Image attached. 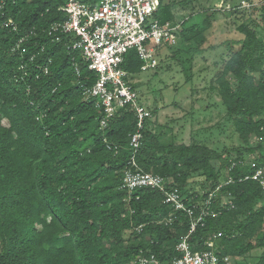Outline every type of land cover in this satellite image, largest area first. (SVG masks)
Listing matches in <instances>:
<instances>
[{"label": "trees", "instance_id": "16d2710c", "mask_svg": "<svg viewBox=\"0 0 264 264\" xmlns=\"http://www.w3.org/2000/svg\"><path fill=\"white\" fill-rule=\"evenodd\" d=\"M64 4L4 0L0 6V264H135L150 255L171 264L190 218L158 190L122 188L136 116L118 109L101 128L102 112L85 94L96 73L73 49L74 35L52 31L66 21ZM175 5L160 0L156 18L175 23ZM201 15L200 22L179 23L178 39L205 40L214 14ZM259 19L261 36L252 21L237 25L238 48L228 50L214 80L239 145L218 151L176 144L164 131L153 133L147 119L135 154L138 168L162 177L187 207L204 209L210 201V214L188 242L203 252L212 241L219 264H241L256 249L258 258L244 264H264V191L244 180L252 174L249 161L264 164V5ZM141 66L134 50L125 55L129 80Z\"/></svg>", "mask_w": 264, "mask_h": 264}, {"label": "built area", "instance_id": "2783aa9c", "mask_svg": "<svg viewBox=\"0 0 264 264\" xmlns=\"http://www.w3.org/2000/svg\"><path fill=\"white\" fill-rule=\"evenodd\" d=\"M3 1L0 0V6ZM159 6L160 0H65L61 11L66 15V21L53 26L52 31L74 35L77 40L73 49L81 52L89 70L96 73L95 84L85 94L86 98L96 100L102 112L101 128L107 126L118 109L129 107L135 113L137 130L129 144L132 149L131 168L123 174L122 188L129 192L144 188L158 190L164 196V203L190 218V231L176 246L180 257L171 264H219L212 241L206 243L208 250L203 252L193 251L188 242L197 224L210 214L207 208L210 201L205 202L204 209L187 207L177 189L167 190L162 177L143 173L135 162V154L140 145V130L144 122L151 118V113L139 103V95L132 87L127 72L122 69V64L125 55L134 50L142 62L141 72L154 70L159 49L176 44L180 24L161 22L156 18ZM241 7L248 10L254 4L244 1ZM248 164L252 174L245 176L244 180L257 183L264 191V164L255 161H249ZM221 187L222 184L218 185L215 192ZM224 262H228V259L225 258ZM135 264L158 262L150 255L139 257Z\"/></svg>", "mask_w": 264, "mask_h": 264}, {"label": "rangeland", "instance_id": "374dc122", "mask_svg": "<svg viewBox=\"0 0 264 264\" xmlns=\"http://www.w3.org/2000/svg\"><path fill=\"white\" fill-rule=\"evenodd\" d=\"M174 1L172 8L175 23L187 18V25L200 22L201 13H213L211 28L205 40L187 45L180 39L174 46H162L156 57V68L140 72L130 81L139 95V103L155 109L152 132L164 131L167 140L176 144L202 143L220 151L239 145L232 124L227 119L214 80L221 60L228 50L237 49L235 41L241 38L236 27L241 22L252 21L260 35L259 8L263 0H165ZM254 7L245 9L242 2ZM235 9L231 14V10ZM237 12V13H235ZM261 36V35H260ZM226 43L228 45H226ZM232 44V45H231ZM196 49L195 54L187 52ZM197 49L199 54H197ZM178 51L173 58L172 53ZM215 63H218L215 67ZM193 188L197 190V182ZM261 251L256 249L241 264L252 263Z\"/></svg>", "mask_w": 264, "mask_h": 264}]
</instances>
